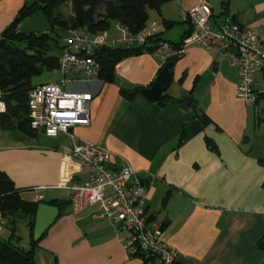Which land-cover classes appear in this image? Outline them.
Segmentation results:
<instances>
[{
    "label": "crops",
    "instance_id": "crops-1",
    "mask_svg": "<svg viewBox=\"0 0 264 264\" xmlns=\"http://www.w3.org/2000/svg\"><path fill=\"white\" fill-rule=\"evenodd\" d=\"M31 1L0 0V37ZM199 1L169 0L160 14L150 11L149 22L159 24L165 43H178L189 29L187 14ZM228 2L226 17L257 29L264 43V0ZM66 7L72 12L71 4ZM212 9L215 17L221 14ZM164 20L176 22L173 30L180 25L179 40L170 39L173 30ZM115 29L118 36L104 33L120 39ZM165 64L157 53L133 55L117 64L115 83L75 85L94 98L90 126L75 128L74 134L113 152L114 165L124 158L138 172L148 212L165 224L166 242L179 264H264V103L256 107L236 96L238 72L222 50L208 52L194 44L172 67L164 105L121 94L122 83L133 89L151 86ZM187 96L203 106L195 116L182 109ZM15 131L0 126V171L21 189L25 201L68 202L41 240L36 264H145L126 247L117 225L94 219L100 206L71 212L68 187L88 180L87 166L64 153L74 141ZM184 131L188 137L180 145Z\"/></svg>",
    "mask_w": 264,
    "mask_h": 264
},
{
    "label": "built area",
    "instance_id": "built-area-1",
    "mask_svg": "<svg viewBox=\"0 0 264 264\" xmlns=\"http://www.w3.org/2000/svg\"><path fill=\"white\" fill-rule=\"evenodd\" d=\"M209 2L200 0L187 17L193 25L192 34L185 39L178 52L162 43L157 54L164 62L172 54H183L189 45H197L208 52L222 50L238 72L236 96L247 104H254L264 93V43L255 28H245L230 17L218 23L212 18ZM159 24L152 23L143 32L132 35L116 25L120 39L109 38L105 33L92 35L85 30H73L62 40L60 81L35 85L28 95L30 127L48 138L65 135L74 141L64 149L88 168V180L68 187L73 214L100 206L95 220H108L117 225L124 242L133 254L152 264H178V254L166 242L165 224L150 215L147 193L140 184L138 172L124 159L113 164L114 153L97 144L77 140L74 129L91 124L90 106L94 95L73 87L99 80L100 64L95 59L98 50L107 48H133L147 45L148 39L159 33ZM237 50V53L234 52ZM258 77L261 78L259 82ZM7 112L4 93L0 88V124ZM5 220L0 214V235Z\"/></svg>",
    "mask_w": 264,
    "mask_h": 264
},
{
    "label": "trees",
    "instance_id": "trees-1",
    "mask_svg": "<svg viewBox=\"0 0 264 264\" xmlns=\"http://www.w3.org/2000/svg\"><path fill=\"white\" fill-rule=\"evenodd\" d=\"M169 0H32L25 4L19 11L15 20L4 31L0 37V88L4 93L7 112L1 118L0 126L4 130L17 129L27 137H35L37 132L30 127L28 95L35 86L32 84L34 76L39 75L43 69L52 71L59 70L61 57L50 55L51 43L63 51L62 40L65 32L70 30H85L95 35L104 33L113 25H119L132 35L143 32L150 19V11L161 13L162 6ZM229 0H224L221 5L223 11L216 17L212 15L213 21L228 16ZM71 4L72 16L69 20L65 18L62 8ZM41 10L51 22L53 31L39 35H24L19 32V27L36 11ZM236 21L234 17L231 18ZM188 20V19H187ZM176 22L163 21L166 29H172ZM188 31L178 43H167L174 51H180L184 41L193 32V25L188 20ZM62 35H61V34ZM160 33L148 39L147 45L133 48H107L98 50L95 54L96 61L101 66L99 80L104 83H115L116 66L120 62L133 55L143 53H156L162 43ZM24 44V48L16 47L15 44ZM182 54H172L167 57L165 63L173 66L180 60ZM143 88H134L132 91L121 90V94L128 100L136 95H142ZM169 97L163 94L157 103L164 105ZM264 103V93L258 95L254 106L258 107ZM206 123V120H203ZM184 131L179 138L182 145L187 139ZM211 149L215 145L208 140ZM264 187V184H263ZM18 189L6 173L0 171V214L5 220V228H9L11 235L4 239L0 235V264H36V251L43 237L39 241L34 240V227L38 207L41 203L28 202L20 196ZM168 196L164 200L167 203ZM59 209L60 214L68 206V202L54 200L44 202ZM22 215V216H21ZM21 216L28 222L30 230V248L28 250L15 244L19 241L17 236V219ZM60 216V215H59ZM46 234V233H45ZM44 234V235H45ZM18 237V238H17ZM134 256L140 257L139 254ZM145 264L150 263L142 259ZM179 264V263H178Z\"/></svg>",
    "mask_w": 264,
    "mask_h": 264
},
{
    "label": "water",
    "instance_id": "water-1",
    "mask_svg": "<svg viewBox=\"0 0 264 264\" xmlns=\"http://www.w3.org/2000/svg\"><path fill=\"white\" fill-rule=\"evenodd\" d=\"M52 31L53 27L50 19L41 10L36 11L19 27V32L24 35H39L51 33ZM234 52L237 53V50H234ZM172 67V63H166L153 84L143 88L141 94L150 101H157L170 88L172 82ZM121 89L132 91L133 87L129 86L127 83H122ZM199 107L203 109V106L192 96H187L183 99L182 109L186 112H190L191 116H195ZM139 182L143 185L142 179L139 178ZM59 215L60 211L57 207L47 203H41L39 205L34 227L35 241H39L44 236L50 227L54 225ZM260 247L264 249V240L261 242Z\"/></svg>",
    "mask_w": 264,
    "mask_h": 264
},
{
    "label": "rangeland",
    "instance_id": "rangeland-1",
    "mask_svg": "<svg viewBox=\"0 0 264 264\" xmlns=\"http://www.w3.org/2000/svg\"><path fill=\"white\" fill-rule=\"evenodd\" d=\"M221 1L222 0H210V2L212 3V6L214 7V9L217 13H221L223 10V9H221ZM62 11L65 14V18L67 20H69L71 17V13H72L71 10L65 6L62 8ZM149 25H151V22H148V25H147L148 28L150 27ZM179 26L180 25H176L174 30L173 29H172L173 31L171 30L172 33L170 35L171 36L170 39L179 40V38H178V34L180 33V29H178ZM163 31L166 32L165 29ZM110 34H114L115 36L119 35L115 29V25H113L111 27ZM164 34H166V33H164ZM15 46L20 47V48H24L25 45L17 43V44H15ZM50 55L56 56L59 58L62 55L61 50L55 45V42L51 43ZM60 78H61V75H60L59 70L54 69L52 71H48L47 69H43L39 75H36L33 77L32 84L33 85H41V84H48V83H56V82L60 81ZM15 133L18 134V131H15ZM21 216H19V218L17 219V226H18L17 227L18 228L17 236L20 238V240L17 241L15 244H17L18 246L28 250L30 248V246H29V242H30L29 229L26 226V224H27L26 219L21 217ZM10 235H11V231L9 228H7L4 230V233L1 235V237L4 239H8L10 237Z\"/></svg>",
    "mask_w": 264,
    "mask_h": 264
}]
</instances>
